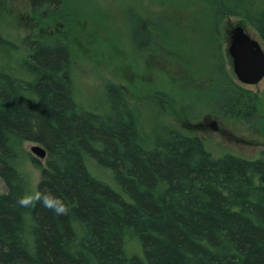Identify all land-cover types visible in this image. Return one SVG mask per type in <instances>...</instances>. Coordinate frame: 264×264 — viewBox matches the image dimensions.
Wrapping results in <instances>:
<instances>
[{
	"label": "trees",
	"instance_id": "trees-1",
	"mask_svg": "<svg viewBox=\"0 0 264 264\" xmlns=\"http://www.w3.org/2000/svg\"><path fill=\"white\" fill-rule=\"evenodd\" d=\"M246 1L171 5L205 12L199 35L212 58L222 60L219 36L228 17H245L264 39V6L248 4L240 13ZM65 2L35 0V9L58 12ZM134 18L138 50L202 57L203 49L164 40L161 32L157 37L148 19ZM26 43L30 52L15 65L18 73L0 64V178L7 187L0 193V264H264V153L254 160L215 157L199 137L178 132L144 145L136 110L121 88L106 86L103 111L84 107L68 44ZM10 45L0 33V52L7 55ZM218 67L216 105L237 112L239 88L229 77L225 89L228 74ZM188 71L194 75L195 68ZM24 142L47 150L46 166L32 157L41 170L36 191L21 169ZM88 157L113 170L119 189L91 174ZM46 194L58 197L65 211L45 206ZM21 197L30 203L21 204ZM131 243L141 253H132Z\"/></svg>",
	"mask_w": 264,
	"mask_h": 264
},
{
	"label": "rangeland",
	"instance_id": "rangeland-1",
	"mask_svg": "<svg viewBox=\"0 0 264 264\" xmlns=\"http://www.w3.org/2000/svg\"><path fill=\"white\" fill-rule=\"evenodd\" d=\"M65 1L63 8L56 12L36 10L35 0H0V33L11 44L7 55L0 52V64L18 73L15 65L30 52L26 43L29 38L47 43L60 40L68 44L73 54L80 104L103 111L106 86L112 84L121 88L136 110L144 145L163 138L165 132H178L199 137L215 157L226 154L253 160L262 157L264 79L257 85L241 83L228 55L230 30L242 24L264 49V39L245 17L230 16L222 24L219 42L225 55L218 60L216 56L212 58V48L204 47L206 39L199 35L206 17L201 9L171 5L177 0ZM257 2L264 6V0H247L239 12L244 14L248 4ZM136 14L149 20L157 37L161 32L166 35L164 40L167 37L176 42L181 39L189 48L195 46V52L203 49L202 57L188 60L175 51H152L153 47L138 50L132 42ZM159 44L164 43L160 41ZM183 64L192 70L195 68L194 75ZM221 64L228 74L223 82L225 89L230 91V80L237 87L234 89L239 88L240 93L235 95L239 101L237 112L225 111L216 105L215 84L212 83L222 82L223 72L218 67ZM222 92L223 95L224 90ZM214 122L217 130L211 127ZM35 145L40 144L23 143L25 156L21 169L36 191L41 170L32 157L46 166L48 156L38 158L31 150ZM86 163L97 179L119 189L113 170L90 157ZM0 193H7L1 178ZM130 251L139 254L141 247L131 243Z\"/></svg>",
	"mask_w": 264,
	"mask_h": 264
},
{
	"label": "water",
	"instance_id": "water-1",
	"mask_svg": "<svg viewBox=\"0 0 264 264\" xmlns=\"http://www.w3.org/2000/svg\"><path fill=\"white\" fill-rule=\"evenodd\" d=\"M228 54L238 80L246 85H256L264 79V50L260 42L239 25L230 31ZM217 130V124L211 125ZM32 152L40 159L47 156V151L40 145L32 147Z\"/></svg>",
	"mask_w": 264,
	"mask_h": 264
},
{
	"label": "clouds",
	"instance_id": "clouds-1",
	"mask_svg": "<svg viewBox=\"0 0 264 264\" xmlns=\"http://www.w3.org/2000/svg\"><path fill=\"white\" fill-rule=\"evenodd\" d=\"M19 202L21 204H28L30 203L28 200L24 199L23 197L20 198ZM42 203L52 208L55 212L61 213L65 211V209L60 205L59 198L56 197L54 194H46L42 197Z\"/></svg>",
	"mask_w": 264,
	"mask_h": 264
},
{
	"label": "bare ground",
	"instance_id": "bare-ground-1",
	"mask_svg": "<svg viewBox=\"0 0 264 264\" xmlns=\"http://www.w3.org/2000/svg\"><path fill=\"white\" fill-rule=\"evenodd\" d=\"M40 146H41V145H40ZM42 147H43V146H42ZM43 148H44V147H43ZM44 149H45V148H44ZM45 150H46V149H45ZM46 151H47V150H46ZM46 157H47V156H46ZM46 157H45V158H46Z\"/></svg>",
	"mask_w": 264,
	"mask_h": 264
}]
</instances>
